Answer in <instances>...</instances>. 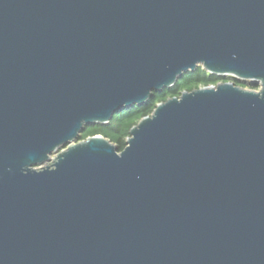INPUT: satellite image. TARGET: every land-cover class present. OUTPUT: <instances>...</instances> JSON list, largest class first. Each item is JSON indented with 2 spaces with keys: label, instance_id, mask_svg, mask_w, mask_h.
Listing matches in <instances>:
<instances>
[{
  "label": "water",
  "instance_id": "95a60500",
  "mask_svg": "<svg viewBox=\"0 0 264 264\" xmlns=\"http://www.w3.org/2000/svg\"><path fill=\"white\" fill-rule=\"evenodd\" d=\"M0 264H264V0H0Z\"/></svg>",
  "mask_w": 264,
  "mask_h": 264
},
{
  "label": "trees",
  "instance_id": "16d2710c",
  "mask_svg": "<svg viewBox=\"0 0 264 264\" xmlns=\"http://www.w3.org/2000/svg\"><path fill=\"white\" fill-rule=\"evenodd\" d=\"M233 81L232 78H222L211 75L201 68L194 72L185 73L183 78L171 89L156 95L153 99L144 105H135L127 107L121 112H116L112 120L107 125H96L87 127L82 133L80 140H86L89 137L101 135L110 140L121 153L127 146V139L130 131L142 119L152 115L157 105L166 102L168 99L180 97L185 91L192 92L201 87L218 85L222 82Z\"/></svg>",
  "mask_w": 264,
  "mask_h": 264
},
{
  "label": "rangeland",
  "instance_id": "374dc122",
  "mask_svg": "<svg viewBox=\"0 0 264 264\" xmlns=\"http://www.w3.org/2000/svg\"><path fill=\"white\" fill-rule=\"evenodd\" d=\"M245 88H247V89H252L249 85L248 86H244ZM254 90H256V91H259V87H257V88H253ZM80 140V139H79Z\"/></svg>",
  "mask_w": 264,
  "mask_h": 264
}]
</instances>
